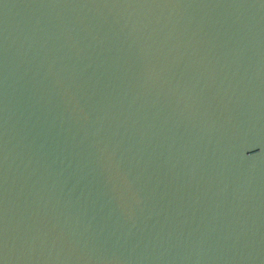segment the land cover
Instances as JSON below:
<instances>
[{"label": "water", "instance_id": "1", "mask_svg": "<svg viewBox=\"0 0 264 264\" xmlns=\"http://www.w3.org/2000/svg\"><path fill=\"white\" fill-rule=\"evenodd\" d=\"M0 264H264V0H0Z\"/></svg>", "mask_w": 264, "mask_h": 264}]
</instances>
